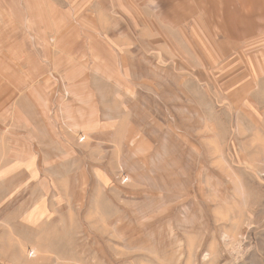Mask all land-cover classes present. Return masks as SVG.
I'll return each mask as SVG.
<instances>
[{"label": "rangeland", "instance_id": "374dc122", "mask_svg": "<svg viewBox=\"0 0 264 264\" xmlns=\"http://www.w3.org/2000/svg\"><path fill=\"white\" fill-rule=\"evenodd\" d=\"M10 12L0 264H264V34L236 49L189 24L99 50L87 19Z\"/></svg>", "mask_w": 264, "mask_h": 264}, {"label": "crops", "instance_id": "0c3cea01", "mask_svg": "<svg viewBox=\"0 0 264 264\" xmlns=\"http://www.w3.org/2000/svg\"><path fill=\"white\" fill-rule=\"evenodd\" d=\"M10 5L15 9H10ZM0 10L3 18H17L19 13L11 10L20 12V18L29 16L30 21L43 18L50 24L49 29L44 28L46 32H52L54 21L67 24L73 17L87 19L104 39L92 45V49L99 50L111 45L129 51L134 46L133 40L138 38L147 48H154L156 44L167 43L164 31L182 32L189 24L203 28L210 34V40L221 37L222 43L236 49L264 34V0H0ZM155 21L162 30L152 27ZM33 33L39 35L43 31L33 28ZM146 33L155 35L145 37ZM123 34L125 38H121ZM109 58L113 60L111 55ZM254 71L257 88L262 91L264 57L257 59Z\"/></svg>", "mask_w": 264, "mask_h": 264}, {"label": "bare ground", "instance_id": "6f19581e", "mask_svg": "<svg viewBox=\"0 0 264 264\" xmlns=\"http://www.w3.org/2000/svg\"><path fill=\"white\" fill-rule=\"evenodd\" d=\"M209 35H210V34H209ZM101 43H102V42H101ZM217 51H218V50H217ZM101 54H102V53H101ZM97 60H98V59H97ZM97 60H96V61H97Z\"/></svg>", "mask_w": 264, "mask_h": 264}]
</instances>
